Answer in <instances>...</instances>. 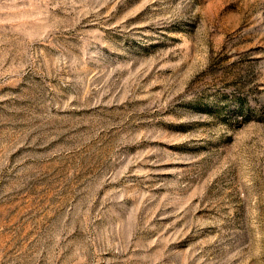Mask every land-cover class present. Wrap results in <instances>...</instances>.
Segmentation results:
<instances>
[{
    "label": "rangeland",
    "instance_id": "obj_1",
    "mask_svg": "<svg viewBox=\"0 0 264 264\" xmlns=\"http://www.w3.org/2000/svg\"><path fill=\"white\" fill-rule=\"evenodd\" d=\"M0 264H264V0H0Z\"/></svg>",
    "mask_w": 264,
    "mask_h": 264
}]
</instances>
